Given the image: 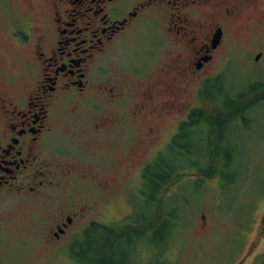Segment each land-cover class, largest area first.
Returning <instances> with one entry per match:
<instances>
[{
	"label": "flooded vegetation",
	"instance_id": "flooded-vegetation-1",
	"mask_svg": "<svg viewBox=\"0 0 264 264\" xmlns=\"http://www.w3.org/2000/svg\"><path fill=\"white\" fill-rule=\"evenodd\" d=\"M14 7L21 11L14 12ZM240 25L247 26L248 36H255L249 32L264 33V0H0V220L3 202L13 198L25 207L49 203L52 208H65L47 216L42 235L46 245L69 237L85 239L90 229L97 233L112 229L111 222L87 217L96 203L94 193L98 202L109 203L104 195L107 187L88 183L90 175H104L108 165L95 162L96 150L79 155L71 147L79 146V139H87L93 147L103 140L134 141L136 136L126 129L117 131L123 119L119 121L111 110L114 106L125 109L132 99L123 91L122 77L143 84L135 94L134 121L151 119L149 123L156 126L170 111L181 113L173 117L172 132L163 147L175 136L184 144L181 128H192L188 124L197 97L213 79L204 67L224 47L228 31L233 33ZM171 28L174 48L165 72H172L173 78L165 80L169 97L163 101L154 95L157 83L144 80L155 55L152 45L164 47L161 33ZM137 34L150 39L149 45L141 48L140 42L134 50L137 62L130 65H137L130 67V75L114 74L107 67L109 57ZM249 41L257 44L253 62L262 67L263 42ZM186 91L187 99L181 104ZM76 126L84 128L73 134L68 146L56 137L61 128L69 131ZM153 131L146 129L149 136ZM163 147L141 160L135 170L141 194L147 166L160 158ZM144 216L142 211L134 225H144Z\"/></svg>",
	"mask_w": 264,
	"mask_h": 264
},
{
	"label": "rangeland",
	"instance_id": "rangeland-1",
	"mask_svg": "<svg viewBox=\"0 0 264 264\" xmlns=\"http://www.w3.org/2000/svg\"><path fill=\"white\" fill-rule=\"evenodd\" d=\"M13 10L19 13L21 8L14 7ZM252 24L246 22L249 27ZM166 27L164 25V30ZM246 28L240 25L233 33L229 30L224 38V47L214 53L204 67L206 73L213 76L209 86L219 103L235 100L231 112L225 104L218 105L211 99L200 104V109L202 107L204 111L212 109L213 115L214 109L221 108L228 115L237 116L230 121L225 118L226 123H222L221 147H224L225 156L212 152L219 128H213L211 120L205 122L201 118L202 122L190 129L194 136L185 140L184 149L180 146L166 149L165 144L163 147L172 132L173 117L177 118L181 113L170 111L156 126L149 123L151 119L148 123L134 121L135 94L143 84L123 77V91L130 93L132 99L125 109L114 106L111 110H115L113 114L119 121L123 119L121 125L116 126L117 131L121 130L120 127L126 129V133L136 136L134 141L103 140L93 147L87 139L81 141L78 138L80 147L78 144L71 147L79 155L96 150L93 156L95 162L101 166L108 165L102 172L104 175H90L88 183H100L102 187H107L104 195L109 198V203L103 205L102 201L98 202L94 193L92 196L96 203L89 208L87 217L111 222L112 229L116 231L126 227L122 240L112 244L114 264H264V223H260L264 215V100L251 102L241 111L243 104L237 105L239 100L236 98L244 94L250 102L251 93L255 91L250 93L248 88L253 84L264 85V46L261 48L263 61L260 67L253 62L258 51L257 44L249 41L256 39L264 45V33L249 32L255 36H248ZM173 32L171 28L169 33H161L164 36L161 38L165 39L164 47L157 48L151 44L155 55L148 62L149 72L147 80H144L152 85L157 83L154 95L163 101L169 97L165 80L173 78L172 72H165L174 48ZM149 40L143 34L133 36L124 47L112 53L108 69L116 75H130V67L137 65H130L137 62L134 50L138 49L140 42L141 48L146 43L149 45ZM141 48L138 51L141 52ZM243 53L244 59L241 57ZM187 96L188 91L181 94L179 103H184ZM82 128L84 126H76L70 132L61 128L56 137L68 146L73 134L79 133ZM148 128L155 130L151 136L146 133ZM161 147L164 149L160 157L172 175L168 177L167 185H163L164 189L155 194L153 201H149L144 189L141 194L137 187L139 181L135 170L141 160L154 156ZM201 168L208 170L210 176L203 175ZM211 173L216 174L212 176ZM1 208L4 212L0 220V264H87L86 258L91 260V264H97L92 260L99 259L100 248L89 251L85 239L76 240L78 236L65 238L54 245L43 243L42 235L49 223L47 216L65 208H52L49 203L25 207L13 198L3 202ZM27 211H31L29 215ZM142 211L147 216V222L134 225L135 220L141 218ZM166 220L170 228L163 231L159 226ZM95 233L97 238H101V244L108 237L104 231ZM74 240L79 246H74L72 253L70 246ZM103 249L108 251L107 246L106 250L105 247ZM74 252L79 253L78 258H72Z\"/></svg>",
	"mask_w": 264,
	"mask_h": 264
},
{
	"label": "trees",
	"instance_id": "trees-1",
	"mask_svg": "<svg viewBox=\"0 0 264 264\" xmlns=\"http://www.w3.org/2000/svg\"><path fill=\"white\" fill-rule=\"evenodd\" d=\"M209 84L204 86L203 90L200 91L201 94L197 97V101H196V109H195L194 113H191V116H190L191 124H188V126L190 125L191 127H193V125L202 122V120H204L205 122H207L208 120L209 121L211 120L210 123L212 124L213 128H217V127L219 128V129H217L218 140L216 141V145H215L216 147L215 146L213 147L212 152L214 154V152L217 151V152L221 153L222 156H225L224 155V147L223 146H222L223 148L221 147V144H223V142H222L223 136H221V133H220V131H222V129H223L222 123L225 124L227 120L230 121L231 119H233L237 116L235 115L233 117L231 115H228L227 111L223 112V110L221 108L220 109H217V108L214 109L215 114L213 115V114H211V112L213 111L212 109H208L207 111H204L202 107L200 109V106H201L200 104L202 101H206V102L209 101L210 102V99H211V101H213V103L217 102L218 105L224 106V104H225V108H227V110H229V112H231V108L233 106H235V103H234L235 100L234 99H228L227 101H223V103H219L218 99L215 97V95H213L215 93L214 90H212L210 88ZM248 89L250 90L249 91L250 93H251V90L255 91L254 93H251L252 100H250V102L245 97L244 94H242L238 97L236 96V98L239 100V101L237 100L238 101L237 105H239L240 103L243 104L241 111L244 107L249 105L251 102L264 100V85L253 84V87L250 86ZM258 89H259V91H258ZM226 104H228L229 107L226 106ZM238 109H236V110H238ZM233 110H234V108H233ZM185 125L186 124H182L181 126L184 127ZM184 130H185L184 128H181V134L179 136L181 140H186V139H189V138L194 136V135H192V133H193L192 130H185V131ZM219 133H220V135H219ZM177 141H178V136H175L171 140V143L168 146H166V149L167 148L172 149V148L179 147V146L181 147V149H184L183 148V147H185L184 144H179ZM203 157L205 158V155L204 156L201 155V158H203ZM162 163H164V162H163L162 158L160 157L159 159H157V161H155L154 163L149 164L147 166V178H145L142 181V188L146 192V195H147L149 201H153L155 194L158 191L164 189L163 185L164 184L167 185V182L169 181L168 177H170L172 175L171 171H170L171 175L169 174V169H167L168 165L166 163H164V165H163ZM225 165H223V166L225 167ZM217 167H218V165H217ZM216 170L214 168V171H216ZM201 171H202L203 175H205V176L209 175L210 176V172L208 170L206 171V170H204V168H201ZM215 174L211 173L212 176ZM159 228H162L163 231H167V229L170 228L169 223H167V220L165 221V223L160 224ZM90 231H92V229H90L89 232L87 231L86 235H85V241H86L85 243H86L87 248H89L90 249L89 251L92 252V251H95L96 249H98L97 247H99L100 251H101L99 259L95 260V258H94L92 261H95V262L97 261V264H114V259H113L114 247L112 249V244H113V242L115 244V242L122 240L123 236L125 235L126 227H123L119 231L109 229V228L101 229V231H104V233L108 234L107 239H105L102 244H101V238H97L96 235H94V234H96L95 232H97V231H95V230L93 232H90ZM97 239H98V241H97ZM74 246L78 247L79 244L76 245L75 241L71 244L70 248L72 250V253H73V250L75 249ZM106 246H107L108 251L104 252L103 248L105 247V250H106ZM78 256H79L78 252H76V253L74 252V254H72L73 259L78 258ZM86 263L91 264V260L86 258ZM116 263H118V262H116Z\"/></svg>",
	"mask_w": 264,
	"mask_h": 264
}]
</instances>
